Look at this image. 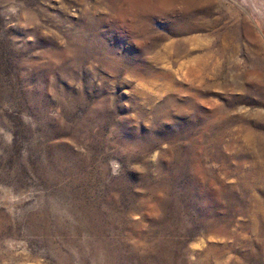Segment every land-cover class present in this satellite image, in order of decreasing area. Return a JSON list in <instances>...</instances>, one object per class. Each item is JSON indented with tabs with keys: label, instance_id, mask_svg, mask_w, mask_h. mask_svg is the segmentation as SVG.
I'll return each mask as SVG.
<instances>
[{
	"label": "rangeland",
	"instance_id": "1",
	"mask_svg": "<svg viewBox=\"0 0 264 264\" xmlns=\"http://www.w3.org/2000/svg\"><path fill=\"white\" fill-rule=\"evenodd\" d=\"M0 264H264V0H0Z\"/></svg>",
	"mask_w": 264,
	"mask_h": 264
}]
</instances>
